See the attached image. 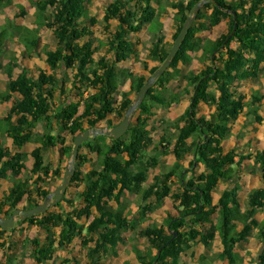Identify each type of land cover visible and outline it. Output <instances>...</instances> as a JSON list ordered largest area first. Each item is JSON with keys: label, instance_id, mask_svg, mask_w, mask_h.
Segmentation results:
<instances>
[{"label": "trees", "instance_id": "16d2710c", "mask_svg": "<svg viewBox=\"0 0 264 264\" xmlns=\"http://www.w3.org/2000/svg\"><path fill=\"white\" fill-rule=\"evenodd\" d=\"M31 1L37 28L51 31L56 48L54 51L38 49L36 33L28 27H19L8 17L5 24H0V57L4 42L12 39L18 44L20 56L30 60L32 55L38 54L45 65L32 68L15 56L6 64L0 61V70L3 69L7 77V92L0 93V102L9 104L8 113L0 119V131L12 142V149L0 142V182L7 176L13 179L12 187L0 201L2 218H8L15 209L38 206L50 193L42 188L45 179L63 176L60 168L52 169L44 164V149L68 159L78 134L93 128L110 129L121 122L139 89L165 60L186 15L198 0H177L168 4L178 14L172 43L164 49L159 39L149 52L156 65L148 68L144 64L145 72L140 74L133 73L127 66L135 55L129 35H139L144 25L153 21L156 15L153 2L159 0H113L103 17L108 31L107 42H100L99 46L94 45L92 38L95 18L89 15L91 0ZM207 10H210L208 16L205 15ZM19 13L25 15L23 9ZM202 18L207 19L206 23L200 22ZM223 19H228L226 34L204 42L201 47L197 34L215 27ZM113 21L117 22L116 29L111 26ZM231 42L238 47L231 48ZM100 47L106 49L96 58ZM198 48L202 49L207 66L182 78L186 85L179 89L181 92H169L166 87L171 80L169 70H177L179 64H188L190 55ZM262 64L264 0H213L204 5L168 69L147 91L127 132L119 139L96 136L80 145L70 184H85L80 194L84 205L72 204L65 192L53 206L57 209L55 212L46 211L17 220L10 230L0 228V234L14 233L25 223L42 231L44 241L40 236L29 240V256L42 264L52 262L56 250L66 251L77 240L80 252L89 249L91 258L107 248L114 251L128 232L146 239L147 249L141 250L137 245L131 248L139 264H182L179 262L181 250L190 248L189 243L201 241L209 248L217 236L221 245L217 257L227 264H235L239 258L236 246L246 241L255 226L256 237L262 245L255 264H264V219L259 223L254 217L258 212L264 214V147L252 156L223 148L230 122L236 120L247 105L245 94H237L235 87L239 82L258 78ZM16 68L19 70L14 74ZM125 81L129 83L128 91L121 88ZM69 83L74 91L68 88ZM156 87L165 89V96L155 91ZM188 95V107L173 120L174 136L161 138L154 146L156 155L147 156L146 150L152 143L147 127L155 116L154 106L171 109ZM249 96V111L262 106L264 94L261 91L251 90ZM200 104L214 108L213 119L199 114ZM80 106L83 110L77 115ZM255 120L259 122L260 118L255 115ZM33 135L38 138L30 152L33 163L28 177L21 179L26 170L22 149ZM67 135L70 146L65 144ZM85 148L96 155L97 167L83 174L81 168L88 158L79 151ZM170 154L177 163L188 154L192 158L188 167L173 166L162 171L160 157ZM245 160L249 161L248 167L260 172L263 187L249 194L245 208L241 206L237 185L223 191L215 203L213 195L219 182H230L239 176ZM196 167L201 170L196 172ZM126 192L138 196L142 203L138 206L137 218L124 215L119 209L121 197ZM165 198L174 203L176 213H168L162 224H156L149 220V215ZM111 201L118 206L114 212L105 210ZM92 208L99 217L85 226ZM174 233L176 237L171 240ZM13 243L11 240L6 250L11 252ZM5 244L1 243L0 247ZM6 250H3L0 264H16L17 258ZM61 262L66 264L68 260ZM74 264L79 262L76 260ZM93 264L98 263L95 260ZM196 264L211 263L207 257L200 256Z\"/></svg>", "mask_w": 264, "mask_h": 264}, {"label": "rangeland", "instance_id": "374dc122", "mask_svg": "<svg viewBox=\"0 0 264 264\" xmlns=\"http://www.w3.org/2000/svg\"><path fill=\"white\" fill-rule=\"evenodd\" d=\"M0 24H5L6 17L10 18L13 22H17L19 27H28L30 28L36 35L38 36V42H37V48H45L50 49L52 51L56 48V42L55 38L53 37L51 31H49L46 28H37L35 24V17H34V8L31 0H0ZM113 0H91L88 4L89 13L92 17L95 18V26L93 27L94 35L92 36L94 40V45L99 46V43L105 44L107 42L108 37V31L105 28V23L103 21L104 12L106 7L112 3ZM164 1V3H163ZM155 2V1H154ZM153 2V6L156 8L157 13L153 19V21L149 24H146L143 28V31L139 35H129V40L134 45L135 55L131 57V59L127 62V66L129 70L135 74L138 72H143L145 69H143L144 63L153 64L151 62L150 58V50L152 49L153 45L160 39V46H162L164 49H168L170 47L171 42V35L162 34V13L165 11L164 7L161 5H165L169 2V0H159V2ZM162 2L163 4H160ZM24 10L25 15H21L19 12L20 10ZM173 16V15H172ZM174 18H170V21L172 22ZM170 24V23H169ZM165 28V26H164ZM228 28V19H223L221 22V25L213 29L210 33H203L199 35L200 40V46L204 44V42L211 41L212 38H217L222 34H226ZM167 30L173 32V26L167 27ZM165 32V31H164ZM212 34V35H210ZM88 39V38H85ZM4 52L2 54V57H0L1 63L6 64L9 58L12 56L18 57L20 60H22L23 56H20L18 44L14 42L12 39H7L4 43ZM232 46L235 47L236 45L232 43ZM237 47V46H236ZM235 47V48H236ZM106 49V47H105ZM201 48H198L194 54L190 55L189 63L179 64L176 69L169 70V74L171 77V80L167 84L168 91L170 92H177L179 89H182L186 85V80L182 78H187L192 73H198L199 70L204 69L205 66H207L208 61L206 59L202 58V55L198 56V52ZM104 52V48L100 47L98 52L95 54V57L99 54H102ZM34 61V62H33ZM33 64L39 65L41 68H44L45 65L39 55L37 54L34 56ZM16 72H18L19 69H14ZM261 77V76H260ZM260 82L253 81L248 84L247 82L240 83L239 86L240 89L243 92H250L254 86L255 90L261 91L264 93V75L262 76ZM259 80V78L257 79ZM128 82L125 81L124 84L121 86V88H124L127 90ZM68 88L70 87V84L68 85ZM70 90L74 91L73 88ZM7 92V77L3 74V69L0 70V93ZM179 92H181L179 90ZM249 95V94H248ZM189 105V95L185 96L178 104H175L171 109H164L161 106H154V112L156 114L155 118L149 121V125L152 127V130H150V133L152 135L153 143L157 144L160 139V133L163 132V135L165 134V137H168L175 134V128H174V122L178 116L182 115L185 109ZM9 111V104H2L0 102V117L6 116V114ZM199 111V108H198ZM201 112L208 118L213 119L214 117V111L212 108L204 106L201 108ZM259 117L261 120L264 119V102L261 108L258 110ZM263 114V117L261 114ZM135 117V116H134ZM133 117V118H134ZM253 115L245 117L244 115L240 116L235 122H230V131L228 136L223 142V148L225 151L228 150H234L237 152V154H242L245 156H252L256 151L261 150L264 147V124L262 122H256L253 119ZM243 118V119H242ZM1 119V118H0ZM159 119V120H158ZM162 120L163 125L160 123ZM133 121V119H132ZM131 121V122H132ZM134 123V122H132ZM165 127V132H164ZM103 129H107L106 127H102ZM247 139H249V144H247ZM70 145L71 142L69 141ZM9 144V143H8ZM151 147V146H150ZM30 147H26L23 149L25 154V162L28 167V169H31L33 159L30 156ZM85 154H88V162L83 166V171H85L88 168L96 167V161L97 157L92 152H88L86 150H81ZM148 154L151 156L156 155L155 150L148 151ZM53 157V154H47V158L51 159ZM55 158V157H53ZM192 156L188 154L185 158L180 160L178 163L176 162V159L173 154L166 155L165 157L161 158V170L166 171L167 169L175 166L180 167H188V163ZM237 160V157H236ZM69 161V160H68ZM67 161V163H68ZM249 161L245 160L244 169L238 174L239 176L233 177V179L230 182H219L217 186V190L215 191L213 195L214 202L216 203L220 194L225 190H230L236 185L238 186V193L239 198L241 200V206L242 208H245V205L248 202L249 194L258 188H262L263 184L261 181V174L259 171H256L252 169V167H248L247 163ZM67 164L65 165L66 168ZM201 170L200 167H196L195 171L199 172ZM28 173V171H26ZM149 173H152V170H149ZM162 173V172H161ZM164 173V172H163ZM159 174V173H157ZM240 178V179H238ZM61 180H54V182H50L47 186V189L53 190L59 184L61 183ZM13 180L10 178H6L0 183V201H2L8 191L9 188L12 186ZM68 187H71L69 190ZM69 191L70 198L76 197V193H79L81 190H85V184L81 183L77 186H71L69 185L66 188V191ZM135 197L132 195H127V198L124 201L123 206L126 208L128 204H130V210L134 211L135 216L138 217V209L137 207L142 204L139 203L137 206L135 204ZM50 207V212H54L55 209ZM127 211H130L129 209H126ZM165 211V212H164ZM172 211L176 213L175 211V205L174 203L168 199L165 198L162 203L157 206L155 214L149 215L152 216L151 219L154 221H160L163 217H166V212ZM46 213V212H45ZM133 213V214H134ZM257 219V222H262L264 219V214L262 212H258L254 216ZM17 221V220H16ZM15 224V222H14ZM14 226V225H13ZM10 230V229H8ZM186 229L182 230V232H185ZM256 231L257 229L255 226H253V230L250 232L251 236L247 239V242L238 245L236 247V250H239V258L236 260L235 264H255V260L257 258V255L261 251V242L256 237ZM40 240L44 241L45 235L42 231H37L33 227L29 226L28 224H20L16 231L14 233L7 232L6 234H0V244L5 242V247H0V261L3 257V250H6L8 243L10 244L11 240H13L12 245V251L6 250V252L11 253L12 257H16L17 261H15L16 264H42V263H36L34 259H32L29 256L30 252V245L29 240L34 237H39ZM131 241V244L137 245L141 248L147 247L146 239L143 237H136L135 239H129ZM128 239H126L125 244L120 245L119 249L124 250L127 248V242H129ZM184 246V245H183ZM191 249L183 248L181 250V255L179 257V262L182 264H196L197 259L200 256H205L210 261L211 264H227L225 261L219 260L217 257L218 253L221 250V245L219 243V239L217 236L215 237V240L211 243L210 247L207 248L201 241H198L196 243H191ZM193 252L190 254V252ZM74 255L78 256L77 251H74L73 253L64 251V250H56V253L54 255V260L48 264H65L61 261L66 259L70 263L68 264H74ZM111 257L108 256L104 258V261L102 264H114L113 260L110 259ZM126 258V257H123ZM80 261V260H79ZM112 261V263H111ZM128 261H122L120 264H128ZM86 264L87 261H80L79 264Z\"/></svg>", "mask_w": 264, "mask_h": 264}, {"label": "crops", "instance_id": "0c3cea01", "mask_svg": "<svg viewBox=\"0 0 264 264\" xmlns=\"http://www.w3.org/2000/svg\"><path fill=\"white\" fill-rule=\"evenodd\" d=\"M124 1H126V0H124ZM177 0H169V2L167 3V4H165V5H161V6H163L164 7V9H165V11L162 13V25H163V27H162V34H165L166 32L168 33H166L167 35H171V37L173 36V34H174V31H175V25H176V17L178 16V14H177V10H175V9H172L171 7H169V3L170 2H176ZM186 1V0H185ZM228 1H230V0H228ZM159 2V1H158ZM163 3H164V1H163ZM162 2H160V4H163ZM156 9V8H155ZM105 13V12H104ZM156 13H157V10H156ZM210 14V10H207V11H205V15H209ZM89 15H90V13H89ZM173 15V16H172ZM91 16V15H90ZM92 17V16H91ZM174 18V20L171 22L170 21V18ZM206 21H207V19L205 18H202L201 20H200V22H205L206 23ZM222 22V21H221ZM170 23V24H169ZM148 24V23H147ZM146 25V24H145ZM144 25V26H145ZM171 25L173 26V32H171V31H169V30H167V27H171ZM221 25V23H219L218 25H216L215 27H213V28H210V29H207V30H204V31H201V32H199L198 34H197V37L199 38V35H200V33L201 34H203V33H210L213 29H216V28H218L219 26ZM95 26V25H94ZM93 26V27H94ZM111 26L113 27V29H116V27H117V22L116 21H113L112 23H111ZM164 26H165V28H164ZM144 28V27H143ZM143 28H142V31H143ZM94 31V29L92 28V32ZM141 31V32H142ZM165 31V32H164ZM210 35H212V34H210ZM215 38H212V40H214ZM5 43V42H4ZM172 43V38H171V42H170V44ZM232 43H234L237 47H238V45L235 43V42H231V44H230V47L231 48H233V49H236L235 47H233L232 46ZM4 46L5 45H3V52H4ZM162 47V46H161ZM38 49H40V48H38ZM104 51H105V48H104ZM195 53V52H194ZM194 53H192V54H194ZM201 53H202V49H200V51L198 52V56L199 55H201ZM3 54V53H2ZM37 54H35V55H32V57H31V59L30 60H28V59H26V58H24V57H22V62L23 63H25V64H29V66H31L32 68H34L35 66H38V67H40L39 65H35V64H33V59H34V56H36ZM1 61V60H0ZM33 61V62H32ZM151 62L153 63V64H149V63H144V64H146V66L148 67V68H150V67H153V66H155L156 65V63L154 62V61H152L151 60ZM143 64V65H144ZM41 68V67H40ZM145 71H143V72H138L137 74H140V73H144ZM17 72L14 70V74H16ZM3 74H4V72H3ZM5 75V74H4ZM264 75V64H262V66H261V72H260V75H259V80H257L258 78H256V79H248V80H245V81H242V82H239V83H237V85H236V91H237V94H245V96H246V103H247V105L244 107V109H243V111H242V113L237 117V119L240 117V116H242V115H244L245 117H247V116H250V115H253L254 117H253V119H254V121H256L255 120V115H257L258 117H259V113H258V110L261 108V106L260 107H258V108H255L254 110H252V112L251 111H249V109H250V96L248 95L249 93L248 92H243L241 89H240V87L241 86H239V84L240 83H244V82H247L248 84L251 82V80H255V81H258V82H260L261 81V79L263 78L262 76ZM261 76V77H260ZM70 84V83H69ZM70 87H71V85H70ZM253 89L252 90H255L254 89V86L252 87ZM123 90H126V89H124V88H122ZM129 90V84H128V86H127V91ZM155 91H159L160 93H162V94H164V96H165V89L163 90V89H159V88H155ZM57 93H59V91H57ZM263 93V92H262ZM264 94V93H263ZM262 105H263V102H264V98L262 99ZM3 104V103H2ZM5 104V103H4ZM155 106H161L162 108H164L165 109V107L164 106H162V105H155ZM205 105L204 104H200L199 106H198V108H199V114H203L202 112H201V108L202 107H204ZM210 108H212L213 109V111H214V108L213 107H210ZM82 106H80L79 108H78V112H77V115H79V114H81L82 113ZM153 112H154V109H153ZM155 113V112H154ZM261 114V116L263 117V114L262 113H260ZM204 115V114H203ZM155 116H156V114H155ZM155 116H153L152 118H151V120L152 119H154L155 118ZM205 116V115H204ZM2 117H4V116H2ZM2 117H0V118H2ZM206 117V116H205ZM207 118V117H206ZM260 118V117H259ZM208 119V118H207ZM236 119V120H237ZM243 119V118H242ZM159 120V119H158ZM236 120H234V121H232V122H235ZM257 122V121H256ZM259 122H262L263 124H264V119L263 120H261L260 119V121ZM160 123L162 124V126H165V125H163V123L164 122H162V120L160 121ZM147 129L150 131V130H152V127L149 125L148 127H147ZM37 131L38 132H41V129H39V128H37ZM164 132H165V127H164ZM150 136H151V138H152V135H151V133H150ZM160 139H159V142H160V140H161V138H165V134L163 135V132H161L160 133ZM38 138L36 137V135H33L32 137H31V140H30V142L29 143H27L26 144V146H25V148L26 147H30L31 149V151H32V149L34 148V146H35V144L37 143V140ZM69 141L71 142V140H70V137L67 135V137H66V141H65V144L66 145H69L70 146V143H69ZM247 142H249V139H247L246 140ZM0 142H2V143H4V145L6 146V147H8V148H10V149H12V142H11V140L5 135V133L4 132H2V131H0ZM158 142V143H159ZM9 143V144H8ZM106 143H108V141H106ZM157 143V144H158ZM247 144H249V143H247ZM156 144H154L153 143V139H152V143L150 144V146L148 147V149L146 150V155L147 156H150L151 157V155H149L148 154V151L150 152L152 149L153 150H155L154 149V146H155ZM24 149V148H23ZM23 149H22V152L24 153V151H23ZM82 150V149H81ZM83 150H86V151H88L86 148L85 149H83ZM30 151V152H31ZM156 151V150H155ZM80 152V151H79ZM89 152V151H88ZM53 154V157H55V158H53V157H51V159H48L47 158V154ZM81 154H84V155H86L87 156V158H88V154H85L84 153V151H83V153L82 152H80ZM94 154V153H93ZM42 155H43V157H44V164H49L50 166H51V168L52 169H61L62 170V173H64V170H65V165L67 164V161L69 160V158L68 159H66L64 156H59L55 151H53V150H50V149H44L43 151H42ZM242 155V154H241ZM31 156V155H30ZM245 156V155H244ZM162 157H165V156H161L160 157V163H161V158ZM23 158L25 159V154H24V156H23ZM32 158V157H31ZM23 159V160H24ZM235 160H236V158H235ZM246 161H248V160H246ZM88 162V161H87ZM245 162V161H244ZM24 163H25V165H26V162H25V160H24ZM33 163V162H32ZM86 164V162L84 163V165ZM83 165V166H84ZM83 166H82V168H81V171L83 172V174L85 173V171H87L88 169H90V168H88V169H86L85 171H83L82 169H83ZM96 167H97V165H96ZM26 171H28V173H26ZM29 171H30V169H28V167H27V165H26V170H23V173H22V176H21V179H25V178H27L28 177V175H29ZM6 178H10V179H12L11 177H9V176H7ZM6 178H4V179H2V181L3 180H5ZM60 179H62V176H61V178H59V179H52V178H47V179H45V181H44V183L42 184V188H45L46 190H49V192L51 193L53 190H50V189H47V186H48V184L50 183V182H54V180L56 181V180H60ZM13 180V179H12ZM1 181V182H2ZM0 182V183H1ZM13 184V183H12ZM81 184V183H80ZM79 184V185H80ZM72 186V185H71ZM73 186H76V185H73ZM12 187V186H11ZM10 187V188H11ZM32 186H30V188H31ZM9 188V189H10ZM68 189L70 190L71 189V187H68ZM84 190H81L79 193H76L77 195H76V197H74V198H70V192L67 190V191H65L66 192V199H68V200H70V202L73 204V203H75V204H77L78 206H83L84 205V201H83V198H80V194L83 192ZM132 195V196H134L135 198V204L138 206L139 205V203H140V200H139V197L138 196H136L135 194H133V193H131V192H126L122 197H121V204H120V207H119V209L120 210H122V213L124 214V215H127V214H130V215H132V216H134L135 218H137L136 216H135V213H134V211H131L130 210V204H128L127 206H126V208L123 206V204H124V201H125V199L127 198V195ZM238 196H239V193H238ZM168 199H170V198H168ZM171 200V199H170ZM52 208H54L55 209V211L57 210L55 207H52ZM118 208V206L113 202V201H111V202H109L108 204H107V207H106V209L105 210H108V211H111V212H114L116 209ZM126 209H129L130 211H127ZM137 209H138V207H137ZM50 210V207H48L47 208V212H50L49 211ZM54 211V212H55ZM138 211V210H137ZM154 212H156V209L150 214V215H152V214H155ZM165 212V211H164ZM134 213V214H133ZM168 213H173V214H175L174 212H172V211H167L166 212V215L168 214ZM45 214V213H44ZM94 217H99V213L96 211V209L95 208H92L91 209V215H90V217L88 218V220L87 221H85V223H84V225L86 226L87 224H89V222L94 218ZM151 217L152 216H149V220H152L151 219ZM163 219H165V217H163L160 221H155L156 222V224H162L163 223ZM154 221V220H153ZM142 226H144V225H142ZM251 236V233H250V235L247 237V239L249 238ZM136 237L135 236H133L130 232H128V233H125L124 234V236H123V239H122V241L120 242V243H118V245L116 246V248L114 249V251H111V250H109L108 248L105 250V251H100L99 253H97L96 255H94V256H92V258L91 257H89V254H88V252H89V249H85V250H83L82 252H80L81 250V248H80V245H79V243H78V240H77V242L74 244V245H71V248H69L68 250H66L67 252H74V251H77V253H78V256H75L74 255V262H76V260L78 261V262H80V261H84V260H86L87 261V263L86 264H93V261H95L96 260V262L98 263V264H102L103 263V261H104V258H106V257H108V256H110L111 258L110 259H112L113 260V262H114V264H120L122 261H128L127 263L128 264H139L138 262H137V260H136V258H135V255L131 252V248H132V246H133V244H131V241L129 240V239H135ZM126 239H128L129 240V242H127V248L128 249H124V250H120L119 249V246L120 245H123V244H125V241H126ZM247 239H246V241L245 242H247ZM244 242V243H245ZM190 244V248H188V249H191V243H189ZM241 244H243V243H241ZM240 244V245H241ZM90 246H93V244H90ZM147 246V245H146ZM238 246V245H237ZM236 246V247H237ZM138 248L139 249H141V250H145V249H147V247L145 248V247H143V248H141V247H139L138 246ZM237 252H238V254H239V250H237ZM193 252L191 251L190 252V254H192ZM239 256H240V254H239ZM123 257H126V258H123ZM80 260V261H79ZM68 263H70L69 261H68ZM68 263H66V264H68ZM111 263H112V261H111ZM83 264V263H82Z\"/></svg>", "mask_w": 264, "mask_h": 264}, {"label": "water", "instance_id": "95a60500", "mask_svg": "<svg viewBox=\"0 0 264 264\" xmlns=\"http://www.w3.org/2000/svg\"><path fill=\"white\" fill-rule=\"evenodd\" d=\"M213 0H198L190 9L188 14L186 15L185 21L181 27L180 32L176 36L175 40L172 43V46L162 64L150 75V77L146 80V82L139 89L136 94L132 104L126 110L123 119L119 124L110 128H93L89 130H85L84 132L78 134L74 140L72 145V151L70 154L69 161L64 170L61 183L57 186L51 193H49L45 199L36 207L28 209V210H18L15 209L12 211L11 215L8 218L0 217V228L2 230L11 229L16 220H25L27 218H31L33 216H38L44 214L48 207L54 206L57 202L61 200L63 197L67 186L70 183V179L74 173V163L76 160V156L79 150L80 145L87 140H92L96 136H105L112 139H119L122 137L128 130L130 123L139 107L141 102L146 96L147 91L153 86L155 81L160 77V75L166 71L171 64L172 60L175 57V54L179 51L180 45L183 41V38L187 34L191 24L193 23L197 13L200 9L206 5L211 3ZM233 14V13H232ZM233 20L235 27V16L233 14ZM176 237V233L173 234L171 240Z\"/></svg>", "mask_w": 264, "mask_h": 264}]
</instances>
